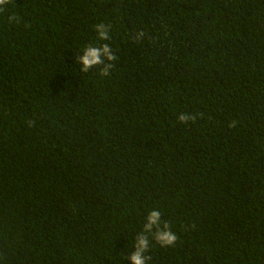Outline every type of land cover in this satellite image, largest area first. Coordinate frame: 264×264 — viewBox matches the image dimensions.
<instances>
[{
	"label": "trees",
	"instance_id": "16d2710c",
	"mask_svg": "<svg viewBox=\"0 0 264 264\" xmlns=\"http://www.w3.org/2000/svg\"><path fill=\"white\" fill-rule=\"evenodd\" d=\"M15 4L28 27L0 15V264H131L153 209L178 240L153 241L148 264H264V0ZM101 43L110 75L82 73L76 55Z\"/></svg>",
	"mask_w": 264,
	"mask_h": 264
},
{
	"label": "clouds",
	"instance_id": "9594fccd",
	"mask_svg": "<svg viewBox=\"0 0 264 264\" xmlns=\"http://www.w3.org/2000/svg\"><path fill=\"white\" fill-rule=\"evenodd\" d=\"M16 5L15 0H0V15H6L9 26L19 25L22 22L28 27L23 15L12 12L10 9ZM111 25L98 23L94 25L99 41H108L110 39ZM145 36L143 31L137 32L134 39L140 41ZM117 60L112 48L108 43L96 45H87L83 48L82 54H77L75 63L80 66L82 73H88L90 70L98 69L101 77H108L114 68V61ZM200 114L181 113L177 116L180 123L187 125L189 122L195 123ZM237 121H231L229 127H235ZM178 240L177 234L172 231L169 222L162 220L161 213L158 209L151 210L145 217L142 230L135 236L132 251L128 254L127 259L131 264H148L151 257L148 255L150 245L154 241L161 247H172Z\"/></svg>",
	"mask_w": 264,
	"mask_h": 264
}]
</instances>
